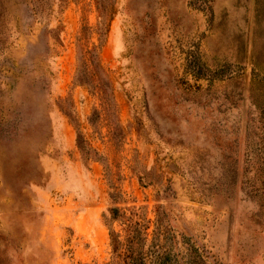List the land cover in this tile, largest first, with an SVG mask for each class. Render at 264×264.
I'll use <instances>...</instances> for the list:
<instances>
[{
  "label": "rangeland",
  "instance_id": "374dc122",
  "mask_svg": "<svg viewBox=\"0 0 264 264\" xmlns=\"http://www.w3.org/2000/svg\"><path fill=\"white\" fill-rule=\"evenodd\" d=\"M113 208L264 264V0H0V264H116Z\"/></svg>",
  "mask_w": 264,
  "mask_h": 264
},
{
  "label": "trees",
  "instance_id": "16d2710c",
  "mask_svg": "<svg viewBox=\"0 0 264 264\" xmlns=\"http://www.w3.org/2000/svg\"><path fill=\"white\" fill-rule=\"evenodd\" d=\"M108 218L110 226L119 222L122 225L121 232H115L109 228V238L112 254L115 255L116 264H172L168 253L161 254L155 247V250L148 254L144 251L146 245L145 229L130 217L120 213L116 208L109 210ZM164 238L162 231L154 234L153 241H159ZM190 264H195L193 259Z\"/></svg>",
  "mask_w": 264,
  "mask_h": 264
}]
</instances>
